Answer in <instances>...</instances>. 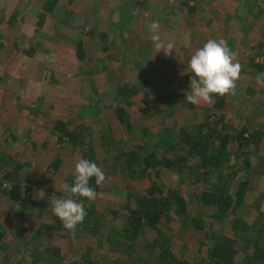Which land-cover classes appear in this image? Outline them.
Listing matches in <instances>:
<instances>
[{"label": "rangeland", "instance_id": "rangeland-1", "mask_svg": "<svg viewBox=\"0 0 264 264\" xmlns=\"http://www.w3.org/2000/svg\"><path fill=\"white\" fill-rule=\"evenodd\" d=\"M154 20L168 54L155 52L150 40ZM209 39L225 40L242 71L234 94L193 105L185 100L188 62ZM258 72H264V0H0V264H164L156 256L160 243L192 263L199 248L192 243L206 240L204 230L174 216L133 241L120 229L151 181L184 196L188 217L211 213L201 203L205 186L164 164L173 152L183 154L177 144L168 148L182 125L222 118L235 131L261 130V148L250 160L264 172ZM60 122L79 139L63 136ZM122 150L155 153L157 177L151 171L130 178L115 159ZM81 158L96 163L106 179L100 186L90 180L97 197L79 198L87 215L69 232L52 213V201L66 197L62 186L74 183ZM235 170L232 189L241 174ZM252 187L237 209L247 220L255 214L247 204L264 191V175ZM147 242L156 243L147 248ZM242 257L238 253L236 264Z\"/></svg>", "mask_w": 264, "mask_h": 264}, {"label": "trees", "instance_id": "trees-1", "mask_svg": "<svg viewBox=\"0 0 264 264\" xmlns=\"http://www.w3.org/2000/svg\"><path fill=\"white\" fill-rule=\"evenodd\" d=\"M76 51L78 57H82L81 43L76 45ZM128 93L131 94V91ZM122 94L127 92L123 90ZM117 113L121 121L128 124L126 119L121 117V108H117ZM58 127L68 140L75 142L79 139L77 131L70 129L63 122H60ZM177 135L178 142L170 144L168 148L173 149L174 144H177V150H183V154L173 152V156L164 157V164L168 168H174L180 177L189 178L190 183L205 186L201 203L207 206L211 213L205 217H188L189 211L184 196L177 190L164 191L155 181H151L146 196L139 198L136 205L127 211L124 225L120 229L121 236L127 241H133L146 230L156 229V225L162 220H169L174 216L184 225L204 230L206 240L192 243L199 247L192 263L189 260L177 259L168 247L160 243L156 253L160 262L236 264V256L241 252V264H264V211L261 209L264 191L247 204L255 211L254 219L247 220L237 213V209L245 205V197L249 190L253 189V184L260 181L264 175L263 171L260 174V171L251 165L250 160V155L261 148L263 132L259 129L250 131L245 127L235 131L228 120L221 118L212 122L208 119L197 124L182 125L177 129ZM191 157L194 160L190 161ZM115 159L120 160L130 178H143L149 176L151 171L157 177V168L161 165L155 153L140 155L137 150H122L116 154ZM235 168H240L238 172L241 174L232 189ZM90 186L92 187L91 182ZM256 189L261 188L257 186ZM12 196L16 198L15 195ZM239 240L241 245L237 247ZM153 243L155 245L156 242ZM152 245L148 242L145 244L147 248H152ZM202 247L205 248L204 254Z\"/></svg>", "mask_w": 264, "mask_h": 264}, {"label": "clouds", "instance_id": "clouds-1", "mask_svg": "<svg viewBox=\"0 0 264 264\" xmlns=\"http://www.w3.org/2000/svg\"><path fill=\"white\" fill-rule=\"evenodd\" d=\"M159 26V20H154L148 25L150 40L154 44L155 52L162 49L165 51ZM168 52L165 51V54ZM236 55L223 39H209L198 48L188 62L192 76L189 85L190 94H185V100L193 105L201 102L214 104V97L234 94L242 71V65L236 60ZM256 82L264 86V72L256 74ZM92 178H95L96 186H100L104 183L106 176L96 163L88 159H79L74 166V183L71 186L64 183L62 186L67 194L66 197L52 201V213L69 232H75L77 226L83 223L87 215L79 198L92 201L97 197L95 189L90 186Z\"/></svg>", "mask_w": 264, "mask_h": 264}, {"label": "crops", "instance_id": "crops-1", "mask_svg": "<svg viewBox=\"0 0 264 264\" xmlns=\"http://www.w3.org/2000/svg\"><path fill=\"white\" fill-rule=\"evenodd\" d=\"M172 45H174L173 43H172ZM172 54H174V52L172 51L169 55H172ZM167 57H169V56H167ZM134 92V93H133ZM131 94L133 95H135V94H137V91H131Z\"/></svg>", "mask_w": 264, "mask_h": 264}]
</instances>
